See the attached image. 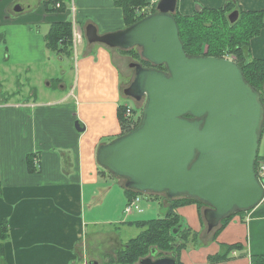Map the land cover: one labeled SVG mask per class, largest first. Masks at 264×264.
<instances>
[{"label":"crops","instance_id":"obj_1","mask_svg":"<svg viewBox=\"0 0 264 264\" xmlns=\"http://www.w3.org/2000/svg\"><path fill=\"white\" fill-rule=\"evenodd\" d=\"M47 1L0 0V224L9 225L4 263L118 264L119 252L145 231L138 224L167 212L160 200L143 195L140 209L126 214L125 181L97 162L99 147L123 132L120 105L139 104L123 91L121 77L131 63L119 49L88 43L79 30L70 55L54 54L47 37L64 22L92 24L100 35L124 30V10L117 0H68L67 11L57 13L47 11ZM145 1L152 9L160 0ZM229 2L241 12H264V0H177L175 14L220 10ZM249 49L252 59L264 60V28ZM177 213L198 234L180 251V264H262L264 199L211 232L196 204ZM130 232L137 233L127 239ZM223 245L240 247L211 261Z\"/></svg>","mask_w":264,"mask_h":264},{"label":"water","instance_id":"obj_2","mask_svg":"<svg viewBox=\"0 0 264 264\" xmlns=\"http://www.w3.org/2000/svg\"><path fill=\"white\" fill-rule=\"evenodd\" d=\"M176 6L177 0H160L156 13L118 32L100 35L92 24L84 29L90 44L122 51L137 47L145 62L166 69L131 63L135 79L123 91L127 98L145 101L141 123L101 145L97 162L123 179L127 190L201 202L211 232L264 199L255 163L264 105L234 61L186 54ZM238 18V11L228 17L231 24ZM76 129L84 131L79 122ZM156 255L153 250L139 264H177L174 256Z\"/></svg>","mask_w":264,"mask_h":264},{"label":"trees","instance_id":"obj_3","mask_svg":"<svg viewBox=\"0 0 264 264\" xmlns=\"http://www.w3.org/2000/svg\"><path fill=\"white\" fill-rule=\"evenodd\" d=\"M117 2L123 7L127 27L156 13L155 8H153V11L147 15L139 16L136 14L138 8L142 9L148 6L145 0H117ZM67 3L68 0H48L45 6L47 7V11L65 13L68 9ZM58 4L60 5L59 8H57ZM234 11L239 12V18L237 22L231 24L228 17ZM174 18L179 29L180 40L187 55L204 56L200 55L199 51L203 43H208L210 47L212 46L216 50L218 55L214 54L207 56L222 59L225 58L224 55L227 54L233 57L235 59L234 62L237 63L243 72L247 82L259 91L261 95L262 89L255 83L257 79L254 78L255 76L262 78L264 84V60H254L250 57L249 41L253 37L259 35L261 29L264 28V12H241L238 8H235L234 3L229 2L225 8L220 10L201 9L200 11H195V14L192 16H183L177 13L174 15ZM72 40L71 22L59 23L52 27L47 37V47L54 52V54L65 51L64 53L70 55L73 46ZM146 63L148 64V62ZM152 67L160 71H166L165 67ZM261 101L264 105V98L262 95ZM125 110V105H120L118 118L123 129L121 136L133 131L127 130L129 119L124 117ZM137 127L138 126H136V128ZM110 141H112V139H110L109 142ZM259 160L258 154L256 162ZM257 171L258 167L256 163V172ZM126 191L129 193L130 201L138 195L145 196V194L135 191ZM170 201L171 208L163 218L156 220L152 219V221L138 224L140 227L146 229L137 238L131 240L123 251L119 252L117 257L118 264H135L151 255L153 250H155L157 254L155 258L174 256L177 264H180V251L186 247L188 241H194L196 243L198 234L184 227L183 221L175 214V210L179 206L196 204L201 211V216H203V210H201V208L203 209L205 205L188 198L173 199ZM232 216L222 220L221 224L224 226ZM8 226V222L5 220L0 224V264H5L3 244L8 237ZM239 247V245H223L222 253L210 259L211 261L225 260L233 249ZM260 259L263 261L262 264H264V257H260ZM255 260H257V258H254L253 263Z\"/></svg>","mask_w":264,"mask_h":264},{"label":"rangeland","instance_id":"obj_4","mask_svg":"<svg viewBox=\"0 0 264 264\" xmlns=\"http://www.w3.org/2000/svg\"><path fill=\"white\" fill-rule=\"evenodd\" d=\"M72 1V3H73V0H71ZM137 10H143V14H141V15H147V14H149L151 11H153V8L151 9V8H142V9H137ZM155 11H156V8H155ZM78 28H77V30H79L80 32H81V34H82V32L84 33V29L85 28H83L84 26H83V24L81 25V24H79L78 26H77ZM72 35H73V31H72ZM202 47L200 48L201 50L199 51V53H200V55H204V56H207V55H214V54H216V55H218L217 53H216V50L212 47H210V45L208 44V43H203L202 45H201ZM121 51V50H120ZM120 51H118V53L120 52ZM130 52H120V55L124 58V61H125V63L126 62H129V64L130 63H138V64H140V65H142L144 68H153L152 66V64H149V62H148V64L145 62V60H143L142 59V57H141V49L140 48H134V49H132V50H129ZM65 51H63L62 53H60V52H58V53H60V54H63ZM224 57L226 58V59H230V60H232L233 59V61L235 60L233 57H231V56H228L227 54L226 55H224ZM66 66L69 68V69H72L73 70V67H72V65L70 64V63H67L66 64ZM125 74H127V75H124V77H121L122 78V84L127 88V87H129L130 85H131V83L133 82V80L135 79V71H134V69H128V70H126V73ZM253 79V78H252ZM254 79H257V81H255V83L257 84V85H259V88L260 89H262L261 90V95L263 96V98H264V84H263V81H262V78H260V77H258V76H255V78ZM253 79V80H254ZM6 95V94H5ZM4 94H2L1 93V97H4V98H6L7 96H5ZM129 104H126V107H130L131 109H132V115H131V117L129 118V122H128V127H127V130H134V129H136V126H139V124L141 123V120H142V110H143V108H144V105H145V101L144 100H142V101H140L139 102V104H137V105H134L135 103H132V102H128ZM137 107V108H136ZM136 110H138V113H140V116L138 115L137 117H135V119H134V116H135V114H134V112H136ZM126 114V113H125ZM125 114H124V117H125ZM126 118V117H125ZM258 154H259V158H260V160L258 161V162H256L257 163V167L259 166V163H261L260 161H261V159H263L264 160V125H263V128H262V133H261V139H260V144H259V152H258ZM258 172V171H257ZM123 180V179H122ZM152 195V197L153 198H155V199H157L158 200V202H159V200L162 202L161 203V205H164L167 209V212H168V210L171 208V201L170 200H168L166 197H165V194H151ZM151 195H145V197H148V196H151ZM180 207H183V206H179L176 210H175V214L177 215V216H179L178 218H180V215L177 213V210L180 208ZM206 207H203V209H205ZM202 208H201V210H203ZM204 211V210H203ZM166 212V213H167ZM201 211H200V209H198V214L200 215V218H201V220L203 219L204 220V218H203V216H201V213H200ZM203 213V212H202ZM166 215V214H165ZM163 217V216H162ZM203 220H202V222H203ZM204 229H205V226L203 227ZM135 233H137V232H134V233H132V232H130L129 234H128V238L127 239H130V238H133L134 237V235H136ZM104 253H105V251H103ZM147 257H150V255L149 256H147ZM101 259H105V255H103L102 257H100ZM135 264H139V262H137V263H135Z\"/></svg>","mask_w":264,"mask_h":264},{"label":"built area","instance_id":"obj_5","mask_svg":"<svg viewBox=\"0 0 264 264\" xmlns=\"http://www.w3.org/2000/svg\"><path fill=\"white\" fill-rule=\"evenodd\" d=\"M60 5L58 4L57 5V8H59ZM74 13V8H70V13ZM143 10H137L136 14L137 15H141L143 14ZM78 24H73L72 26V31H73V34H74V38L77 39V27ZM226 59V58H225ZM126 107V105H125ZM125 117L127 119H129L132 115V109L130 107H126V110H125ZM261 163H259V166H258V172H257V175L258 176V179L260 182H264V160H261L260 161ZM141 197L142 196H136L133 200L130 201V203L126 206V209H125V213L126 214H132L134 211H138L140 209V201H141Z\"/></svg>","mask_w":264,"mask_h":264},{"label":"bare ground","instance_id":"obj_6","mask_svg":"<svg viewBox=\"0 0 264 264\" xmlns=\"http://www.w3.org/2000/svg\"><path fill=\"white\" fill-rule=\"evenodd\" d=\"M150 195V194H149Z\"/></svg>","mask_w":264,"mask_h":264}]
</instances>
